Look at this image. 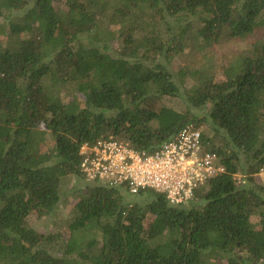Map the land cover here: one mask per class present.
Returning a JSON list of instances; mask_svg holds the SVG:
<instances>
[{
    "label": "trees",
    "instance_id": "1",
    "mask_svg": "<svg viewBox=\"0 0 264 264\" xmlns=\"http://www.w3.org/2000/svg\"><path fill=\"white\" fill-rule=\"evenodd\" d=\"M262 32L264 0H0V264H264V38L219 79L170 69ZM165 95L186 110L156 107ZM198 120L224 169L186 203L87 180L66 238L30 225L56 210L62 179L85 178L82 143L151 153Z\"/></svg>",
    "mask_w": 264,
    "mask_h": 264
},
{
    "label": "built area",
    "instance_id": "2",
    "mask_svg": "<svg viewBox=\"0 0 264 264\" xmlns=\"http://www.w3.org/2000/svg\"><path fill=\"white\" fill-rule=\"evenodd\" d=\"M201 130L186 124L151 153L124 140H98L79 147L85 178L136 194L152 189L172 204L186 203L206 179L223 171L220 157L205 148ZM259 173L264 177V169Z\"/></svg>",
    "mask_w": 264,
    "mask_h": 264
},
{
    "label": "rangeland",
    "instance_id": "3",
    "mask_svg": "<svg viewBox=\"0 0 264 264\" xmlns=\"http://www.w3.org/2000/svg\"><path fill=\"white\" fill-rule=\"evenodd\" d=\"M264 38V32L256 33L248 38H236L232 40H222L218 43L213 44L209 48L204 50H197L193 57L187 58L185 56H175L170 64V69L178 74L183 75L193 67L204 66L215 75L216 79L221 78V68L225 66L229 61H231L234 56L243 51L249 44L250 41L262 40ZM184 86L190 87L193 81L186 76L184 81ZM166 106L171 107L179 112H184L186 110L185 104L175 96H161L156 101V107ZM196 119H201L206 111L204 109L198 110L196 112ZM197 127L205 132L206 135L211 134L207 130L206 121H194ZM240 180L241 177L239 176ZM255 179L258 183L264 184V177L258 172L255 175ZM85 178H76L72 175H67L62 179L61 183V197L59 204L50 215L43 216L38 219H32L30 225L37 232L42 234H53L59 233L61 237L66 238L69 232L68 224L76 216L75 203L80 197L82 191L84 190ZM123 189V188H122ZM120 189L121 194L130 201H140L143 196H137L136 194L126 193V191Z\"/></svg>",
    "mask_w": 264,
    "mask_h": 264
}]
</instances>
